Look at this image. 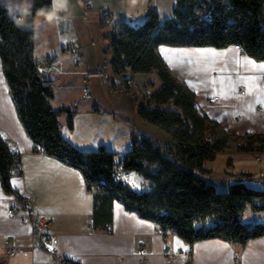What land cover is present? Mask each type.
I'll list each match as a JSON object with an SVG mask.
<instances>
[{
    "label": "crops",
    "instance_id": "crops-1",
    "mask_svg": "<svg viewBox=\"0 0 264 264\" xmlns=\"http://www.w3.org/2000/svg\"><path fill=\"white\" fill-rule=\"evenodd\" d=\"M32 2L0 0L18 26L34 30L41 78L51 81L55 91L52 108L58 111L70 107L76 112L73 130L68 127L66 114L60 118L64 139L78 151L93 152L105 147L120 157L131 151L136 138L146 137L158 145L174 148L176 143L169 136L137 112L145 95L161 88L156 73L131 77L127 72L114 76L110 67L109 80L104 81L101 76L103 56L112 59L111 52L106 54L111 34L118 31L122 22L142 24L152 8L160 15L158 0H69L67 12L53 9L39 17L32 13ZM104 7L114 16L107 26L103 24ZM48 15L53 16L52 21L46 19ZM72 43L82 46L86 58L78 67L68 51ZM158 52L172 74L196 94V107L201 114L230 135L264 134V62L251 59L235 46L226 49L161 46ZM87 72L91 97L83 99ZM214 97L218 100L211 101ZM166 109L174 107L169 104ZM0 137L13 153L21 156L22 170L12 179L18 197L6 194L0 182V264H187L182 257H165L168 246L174 252L188 251L189 264H233L236 253L240 254L238 264H264V237L245 246L208 240L191 247L173 230H162L141 219L118 200L113 202L109 220L103 213L96 216L94 193L87 190L83 172L38 150L41 147L27 135L1 60ZM258 156L238 151L234 146L214 160L205 161L203 171L197 173L220 193L236 184L264 191V153L259 160ZM138 176L143 185L134 189L132 177L131 188L141 192L147 184ZM28 203L32 204V214L26 207ZM10 210H15L13 216L9 215ZM247 216L250 220H245ZM243 222L264 223V213L254 212L248 206ZM47 236L59 240L55 254L46 253L42 247ZM7 239H12L25 253L8 256ZM141 245L148 255L144 261L139 255Z\"/></svg>",
    "mask_w": 264,
    "mask_h": 264
},
{
    "label": "trees",
    "instance_id": "trees-1",
    "mask_svg": "<svg viewBox=\"0 0 264 264\" xmlns=\"http://www.w3.org/2000/svg\"><path fill=\"white\" fill-rule=\"evenodd\" d=\"M51 4L52 0H33V15L51 13ZM41 9L43 15L39 14ZM118 28L111 34L106 51L112 53V73L121 76L129 72L131 77L158 75L161 88L153 93L155 107L144 102L137 112L176 146H161L142 137L134 139L131 151L123 157L105 147L93 152L78 151L62 136L60 122L66 114L68 127L73 130L76 112L70 107L58 111L52 108L55 91L52 82L42 79L38 71L34 30L18 26L8 8L0 3L2 70L29 138L46 155L83 172L87 190L94 193L96 216L103 213L109 220L113 202L118 200L141 219L162 230H173L191 247L208 240L245 246L264 237V223L243 222L248 206L254 212L264 213V191L236 184L220 193L197 173L203 171L205 161L232 150L236 143H241V147H236L238 151L263 154L264 134L230 135L201 114L196 107V94L172 74L158 52L161 46L215 49L239 46L251 59L264 62V0H176L171 19L162 20L152 8L142 24L122 22ZM169 104L174 110L166 109ZM15 156L0 137V182L6 194L18 197L12 187ZM118 164L144 179L147 186L143 191L112 182ZM101 178L109 184L100 186Z\"/></svg>",
    "mask_w": 264,
    "mask_h": 264
},
{
    "label": "built area",
    "instance_id": "built-area-1",
    "mask_svg": "<svg viewBox=\"0 0 264 264\" xmlns=\"http://www.w3.org/2000/svg\"><path fill=\"white\" fill-rule=\"evenodd\" d=\"M103 13H104L103 24L107 26L110 22H112V20L114 19L113 18L114 16L112 14H110L107 7L103 8ZM110 43H111V36H110ZM235 47L237 49H241L239 46H235ZM68 51L74 56V65L76 67L83 65L86 62L85 56L82 55V46L80 44L72 43L71 45L68 46ZM102 67H103V70L101 73L102 79L104 81H108L109 76H110L109 68L111 67V60L109 59V57L107 55L103 56ZM38 71L40 73L42 72L41 65H39ZM84 81L86 82V85L82 89V96H83V99H88L91 97V86L89 84V73L88 72L84 75ZM240 93L244 94V91L241 90ZM217 100H218V97H214L211 101H217ZM144 102L146 103V105H148L151 108L155 107V102L153 100V93H150V92L147 93L145 95ZM234 146L239 148V147H241V143H236ZM38 150L43 151L42 148H39ZM258 155L259 156L257 157V159L259 160L261 154H258ZM12 173H13V175H20L22 173L21 156L19 154H16V156H15V166L12 170ZM132 177H133V172L127 170L123 164H118L114 168V171L112 173L111 178H112V182L121 183L123 185H131ZM108 184H109V182L107 179L101 178L99 181L100 186H107ZM143 190H144V188L142 189V191ZM26 207L28 210H31V214H32V204L28 203L26 205ZM14 214H15V210L9 211V215L13 216ZM90 223L93 224L94 219H91ZM44 224H47V223H44ZM108 231H112V227H108ZM58 244H59V240L55 236H47L42 241V247L45 250V252L48 254H55ZM5 248H6V254L8 256H15L17 254L25 253L24 249H21V248L15 246L12 239H7L5 241ZM144 250H145L144 246L141 245L139 255H140L142 261H144V259L148 256L144 252ZM164 255L167 258L176 257V256L182 257L187 261V264H189L190 253L188 251L182 250L179 252H174L168 246L164 250ZM239 260H240V254L236 253L233 257V264H238Z\"/></svg>",
    "mask_w": 264,
    "mask_h": 264
},
{
    "label": "rangeland",
    "instance_id": "rangeland-1",
    "mask_svg": "<svg viewBox=\"0 0 264 264\" xmlns=\"http://www.w3.org/2000/svg\"><path fill=\"white\" fill-rule=\"evenodd\" d=\"M158 6L160 10V16L163 20L171 19L173 18L174 9L176 7V0H158ZM202 19H205L202 15H200ZM101 68L102 67V61H101ZM133 181H134V189L138 190L140 185H143V180L138 176V174L133 175ZM250 216H247L245 220H250L248 218ZM247 222V221H246Z\"/></svg>",
    "mask_w": 264,
    "mask_h": 264
},
{
    "label": "clouds",
    "instance_id": "clouds-1",
    "mask_svg": "<svg viewBox=\"0 0 264 264\" xmlns=\"http://www.w3.org/2000/svg\"><path fill=\"white\" fill-rule=\"evenodd\" d=\"M52 8L55 10H61V11H68V6H69V0H52V4H51ZM39 14L43 15V9L39 10ZM46 19H48L49 21H52L53 16L52 15H48L46 17Z\"/></svg>",
    "mask_w": 264,
    "mask_h": 264
}]
</instances>
